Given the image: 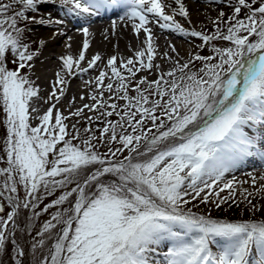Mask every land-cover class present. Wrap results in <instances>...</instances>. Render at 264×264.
<instances>
[{"label": "snow or ice", "instance_id": "6c2138e0", "mask_svg": "<svg viewBox=\"0 0 264 264\" xmlns=\"http://www.w3.org/2000/svg\"><path fill=\"white\" fill-rule=\"evenodd\" d=\"M45 2L57 0H0V213L4 201L10 207L0 215V256L9 236L26 256L15 239L21 209L31 211L29 221L55 209L33 237L34 264H264V219L193 211L246 202L264 212L253 203L264 199V173L226 179L250 161L264 167V0H228L231 14L220 11L209 31L177 20L191 23L184 0H58L82 22L84 39L78 55L59 57L41 95L32 79L36 52L20 25L63 24L29 15ZM106 12L118 16L113 33L130 25L139 41L132 56L86 59L87 25ZM154 28L200 43L184 56L171 43L161 52ZM92 69L91 103L73 107V97L65 115L58 105L70 79Z\"/></svg>", "mask_w": 264, "mask_h": 264}, {"label": "bare ground", "instance_id": "6f19581e", "mask_svg": "<svg viewBox=\"0 0 264 264\" xmlns=\"http://www.w3.org/2000/svg\"><path fill=\"white\" fill-rule=\"evenodd\" d=\"M168 2L171 3V0H168ZM184 3L186 8L189 10V19L191 20V23H187L183 17L179 16H177V20H179L185 25V27L189 29H192L193 27L198 28L199 19L203 17L213 16V5L205 0H184ZM52 17L62 19L64 23H38L36 35L43 41L42 46L44 49L41 55L37 58L38 63L35 67L36 74L44 72V70H46V73H49L51 72V70H54V66L55 70L58 71L61 65V61L59 59L60 56L65 55L69 52L72 54L73 50L76 51L75 47H79L80 49L82 48V42L84 39L83 34H71L72 30L80 28L82 26V22L75 15L67 14L66 10L49 6L48 12L45 14L44 19L47 20ZM113 20H118V16L114 15L111 12H106L102 16L91 18L90 24L87 25L89 27L91 35L88 37L90 46L88 51L86 52V59H90L91 56L96 53H100L105 58V63L106 59L112 55H117L118 57L124 58L132 56V50H135L137 48L139 41L133 34L130 25L127 27L118 26L115 32L113 33V30L111 29V24ZM154 31L156 32L157 36H159L157 37V44L161 52L166 49L167 44L169 43L175 45L176 48L179 50L180 54L183 56L192 51L194 38L181 36L177 33L160 30L158 28H154ZM69 34H71V40L68 39L63 42V38ZM167 36L171 37V40L165 39V37ZM69 43L72 45L71 48L66 47V45ZM158 61L160 63H163L162 59H158ZM102 65L103 64H100V67ZM55 72L53 71V75ZM146 74L147 73H144L143 75ZM88 75H91L92 77L88 78L87 80H84V82L94 80V77L98 75V69H92L89 70L88 73L81 74L76 78H71L66 90V95L62 98L61 102L67 101L68 99H72V96L75 93H80V96L81 94L84 96H88L92 91V86L86 84L78 85V82H80L81 79ZM36 80L38 82L36 83L42 89L41 95H47V93L51 90L50 82L53 81L54 78L50 81L46 80V82H42V79L39 77L36 78ZM75 102L79 104V106H82L84 103H91V101H89L88 99L84 101L75 99ZM45 107L47 108L48 105ZM45 107L43 108L46 109ZM249 172H253L257 176H259L261 173H264V167H261L258 161H250L241 169L229 174L226 179H230L234 175L238 181H250V177L247 175V173ZM239 185L241 187L245 186V188L246 186H250V184L243 183ZM163 250L165 249H162L161 251ZM154 259L161 260L162 255L157 254Z\"/></svg>", "mask_w": 264, "mask_h": 264}, {"label": "rangeland", "instance_id": "374dc122", "mask_svg": "<svg viewBox=\"0 0 264 264\" xmlns=\"http://www.w3.org/2000/svg\"><path fill=\"white\" fill-rule=\"evenodd\" d=\"M208 3H211L213 5V16L210 17H203L201 19H199L198 21V28H196L197 30H204V31H209L213 29V24H212V20L215 19L220 11H224L226 14H231V8L229 7V3L228 0H205ZM47 5V6H46ZM49 6H53V7H57L59 9H63L64 8L59 6V3H51V2H45L42 4L38 5V9L36 12H32L29 13L30 16L35 17L37 20H39L40 18H45V14L48 12V8ZM51 20L55 21L58 18L56 17H52L50 18ZM48 20V19H47ZM21 27H25L26 28V32H25V38H26V42L29 44L30 49L36 52V56L34 57V60L32 61V63L34 64V69H33V74H32V79L36 80V78H41L42 82H46V80H53L54 75H53V71L55 72V66H54V70H51V72L46 73V70H44V72H41L39 74L35 73V67L37 66V58L38 56L41 55V53L43 52V46L41 44V39L36 35V29L38 27V23H31V22H22ZM195 28V27H193ZM79 28L72 30L71 34H78L81 33L78 31ZM76 31V32H75ZM66 35L63 38V42L68 40L70 35ZM157 36V34H156ZM159 37V36H157ZM165 39L171 40V37L167 36L165 37ZM158 41V39H157ZM79 43V40H78ZM194 43L195 44H199L200 41L198 39H194ZM78 47V45H77ZM162 48V47H161ZM76 51L73 50L72 54L78 55L79 51L81 50L79 47L76 48ZM193 50V48H192ZM201 54H208L207 50H205L203 53ZM183 56V55H181ZM163 63H160L158 61V63H160L162 65V67L166 70L169 65L162 60ZM9 68L14 67V65L9 64L8 65ZM103 67V65L101 66ZM144 73H141L140 75H143ZM53 76V77H52ZM91 75H88L86 77H84L83 79H81L80 82H78V85H82L85 84L84 80H87L88 78H91ZM38 83V82H37ZM71 89V88H70ZM82 95V94H81ZM75 97L76 100H80V93H75L73 94L72 98ZM87 100V96H85ZM71 100V99H70ZM69 99L67 101H62L61 105H58V107H61L64 112L65 115L68 114V107H69ZM84 101V100H83ZM90 101V100H89ZM122 103V102H121ZM47 105H43V107H45ZM73 107H79V104H77L75 102ZM46 108V107H45ZM64 108V109H63ZM87 113V110H86ZM88 115H94L93 113H87ZM77 118H70L69 121H67V123H69V125H71L72 123H75V120ZM113 119H115V117H113ZM4 120V115L2 113V111H0V148H2L3 146V141H4V137H5V126L3 123ZM84 123L82 122L79 127L83 128ZM94 127L98 126V125H93ZM101 152L106 151V148L101 147L100 148ZM125 155L127 154V152L124 153ZM236 187L238 189H240L242 191L244 187H241L239 184L236 185ZM246 188H249V190H252L250 186H246ZM59 193H57L58 195ZM227 192L222 193V195H226ZM21 196H23V193L21 192ZM55 197H48L47 199L44 200V204L49 203L52 199H54ZM241 198L240 196V192H237V200L239 201ZM253 203L257 204V205H261L264 204V199H261L259 196H257L256 198L253 199ZM4 205H5V213H0V215H6L7 211L10 210V207L7 205V202L4 201ZM40 207H43V204L40 205ZM223 210L220 209H216L212 206L209 207H205L204 205H198L197 208H194L193 211L198 212L199 214H211L213 217L215 218H219V219H225L226 216L231 217V218H237V219H241V218H248V219H264V212H251L248 211L247 206H246V202L241 203L239 207H236L235 205H233V207L228 208L227 205L222 206ZM55 211V209H51L49 213H42L40 217L34 218L32 221L28 220V217L31 215V211L30 210H24L21 209L19 212V215L17 217V228H16V234H15V239L18 241V244L25 250L26 252V256L25 257H18L16 255V252L14 251L13 245L10 243V241L8 243H6V253L2 256H0V264H15V259L19 258L23 261V264H34L33 261V256H32V250H31V244L34 243V239L33 237L35 236L36 231H38L43 223L48 220L50 218V213ZM220 216V217H219ZM223 217V218H222ZM30 224V227H29ZM28 229V231L26 232L25 229ZM30 233V234H29ZM13 239L12 236H9L8 239ZM36 239H39V237H36ZM166 251V248H164ZM46 248L40 251H37L36 256L37 257H41L43 254H46Z\"/></svg>", "mask_w": 264, "mask_h": 264}]
</instances>
